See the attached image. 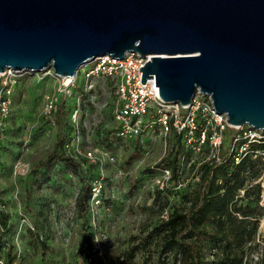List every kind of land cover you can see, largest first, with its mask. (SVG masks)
Listing matches in <instances>:
<instances>
[{
  "label": "rangeland",
  "instance_id": "rangeland-1",
  "mask_svg": "<svg viewBox=\"0 0 264 264\" xmlns=\"http://www.w3.org/2000/svg\"><path fill=\"white\" fill-rule=\"evenodd\" d=\"M34 80V74L28 73L18 78L13 114L0 149V264H86L78 251L84 241L89 249L95 247L107 264H119L124 251L141 243L149 228L180 204L179 192L170 188L158 193L153 181L159 171L151 167L165 156L164 139H115L113 95L104 78H92L93 87L86 92L72 89V98L60 102L52 119L42 112V94L54 86V80L46 77L40 84ZM81 93L80 112L72 121L74 96ZM58 127L64 133L61 150L83 166L77 169L56 163L44 179L42 170L33 168L52 152ZM134 150L139 158L127 164ZM88 151L94 152L98 161L86 159ZM19 161L29 168L23 176L16 173ZM97 174L103 178L109 209L81 215L76 207L77 193L83 181ZM192 176V170L185 168V179ZM263 217L264 211L260 234L255 237L257 245L249 251L247 264H264ZM152 252L153 257L146 258ZM155 259L151 242L136 250L127 264H152Z\"/></svg>",
  "mask_w": 264,
  "mask_h": 264
},
{
  "label": "water",
  "instance_id": "water-1",
  "mask_svg": "<svg viewBox=\"0 0 264 264\" xmlns=\"http://www.w3.org/2000/svg\"><path fill=\"white\" fill-rule=\"evenodd\" d=\"M149 56L166 103L211 98L264 130V0H0V72L73 77L98 56Z\"/></svg>",
  "mask_w": 264,
  "mask_h": 264
},
{
  "label": "built area",
  "instance_id": "built-area-1",
  "mask_svg": "<svg viewBox=\"0 0 264 264\" xmlns=\"http://www.w3.org/2000/svg\"><path fill=\"white\" fill-rule=\"evenodd\" d=\"M148 60L149 56L142 57L135 52H127L122 59L110 55L98 56L81 66L69 79L56 77L52 69L36 72V84H40L46 77L52 78L55 83L42 94V112L46 117L54 116L60 102L70 96L72 98V89L79 88L86 92L93 87L90 84L92 78H104L109 81L113 95L114 136L138 142L143 141L145 136L146 139L162 137L166 151L164 157L169 155L175 146V139L178 138L183 149L189 153L187 160L182 158L179 162L177 179H173L171 169L156 168L159 171L153 177L156 189L192 187L200 179L203 166L220 165L226 161L238 165L247 157L258 171L254 175V168L246 166L245 182L238 188L235 197L243 198L246 192L258 184L259 204L264 207V130L248 125H229L226 114L216 113L211 98L198 90L190 104L164 102L159 96V87L155 86L154 76L146 79L144 84L141 83L142 72L139 67H143ZM20 76L22 74L15 73L12 69L0 72V141L5 137V128L12 114L14 93ZM83 95L84 93L74 96L76 107L70 115L72 121H75V116L80 112L79 101ZM65 146L68 147V144ZM100 150L95 148V152H101ZM85 158L96 162L94 159L97 157L94 152L88 151ZM110 160L113 161L114 158L110 156ZM185 168L192 170L191 179H185ZM16 169L19 176L27 174L29 170L20 161L16 164ZM90 191L89 209L95 212L103 207L104 201V181L100 174L90 181ZM165 217H168V213ZM259 230L258 228L257 234H260ZM100 256L105 261L104 264H107L104 256Z\"/></svg>",
  "mask_w": 264,
  "mask_h": 264
},
{
  "label": "trees",
  "instance_id": "trees-1",
  "mask_svg": "<svg viewBox=\"0 0 264 264\" xmlns=\"http://www.w3.org/2000/svg\"><path fill=\"white\" fill-rule=\"evenodd\" d=\"M6 129L7 126L5 133ZM57 130V139L52 152L33 168L42 170L44 179H48L46 178L49 177L48 172L56 163L77 169L83 166V162L76 163L72 156L61 150L64 133L60 127ZM4 138L2 142L0 141V149ZM116 138L118 137L115 136ZM109 143L110 141H106L107 145ZM174 144L169 155L151 169L169 168L173 179H177L179 162L182 158L187 160L189 153L183 149L178 138L175 139ZM138 158L139 154L134 150L126 163L131 164ZM246 166L254 168L253 174H257L258 170L247 157L238 165L226 161L220 165L203 166L200 179L192 187L186 186L174 190L180 193V204L172 206L168 217L160 219L151 226L143 235L141 243L133 244L124 251L117 263L127 264L134 257L136 250L144 249L153 242L156 259L152 264H247L249 251L257 245L255 237L264 207L259 204L258 184L251 191L246 192L243 198L235 197L238 188L245 182ZM98 176L99 174L86 179L79 188L76 207L81 215H86L90 210V181ZM170 188L157 189V192ZM107 207L109 201L105 200L102 208ZM4 224L6 225L5 222ZM89 248L84 241L78 249L85 263L104 264L105 261L98 254V250L95 247ZM147 257H153V252ZM261 257L264 260L263 254Z\"/></svg>",
  "mask_w": 264,
  "mask_h": 264
},
{
  "label": "bare ground",
  "instance_id": "bare-ground-1",
  "mask_svg": "<svg viewBox=\"0 0 264 264\" xmlns=\"http://www.w3.org/2000/svg\"><path fill=\"white\" fill-rule=\"evenodd\" d=\"M67 79H69V78L67 77ZM261 225H262V223H261ZM263 227H264V222H263Z\"/></svg>",
  "mask_w": 264,
  "mask_h": 264
}]
</instances>
